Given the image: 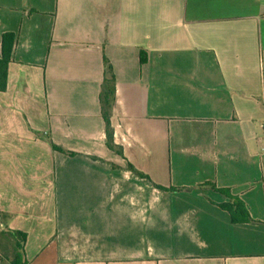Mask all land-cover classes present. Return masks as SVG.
Instances as JSON below:
<instances>
[{
    "label": "crops",
    "instance_id": "1",
    "mask_svg": "<svg viewBox=\"0 0 264 264\" xmlns=\"http://www.w3.org/2000/svg\"><path fill=\"white\" fill-rule=\"evenodd\" d=\"M8 32L0 264H264V0H0Z\"/></svg>",
    "mask_w": 264,
    "mask_h": 264
},
{
    "label": "trees",
    "instance_id": "2",
    "mask_svg": "<svg viewBox=\"0 0 264 264\" xmlns=\"http://www.w3.org/2000/svg\"><path fill=\"white\" fill-rule=\"evenodd\" d=\"M14 34L13 33H5L3 35V51H2V56L0 57V90H5L7 87V72H8V65L11 60L12 56V49L14 45ZM116 79L115 75L113 73V68L109 61L105 59V77L104 81L102 84L101 88V93H100V100H101V105H102V113L103 117L106 122V132H107V144L110 148H114V142H113V130L111 127V110L113 103L115 101V95H116ZM56 149H59L58 146L54 145ZM132 167V166H131ZM239 202L237 201V205L234 209L229 208L232 214V219L236 222H242V221H252L253 218L250 216L248 211L246 210V214L242 212L240 209ZM239 208V209H238ZM13 234L14 232H3L2 235L4 234ZM20 234V239L21 241L20 244L17 243V252L16 256H18V250L21 249L23 251L24 249V242L26 239V234L23 232H15V234ZM19 248V249H18Z\"/></svg>",
    "mask_w": 264,
    "mask_h": 264
},
{
    "label": "rangeland",
    "instance_id": "3",
    "mask_svg": "<svg viewBox=\"0 0 264 264\" xmlns=\"http://www.w3.org/2000/svg\"><path fill=\"white\" fill-rule=\"evenodd\" d=\"M0 248L2 254L8 257L12 253V245L9 242V235L3 236L0 239Z\"/></svg>",
    "mask_w": 264,
    "mask_h": 264
}]
</instances>
